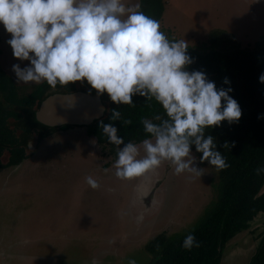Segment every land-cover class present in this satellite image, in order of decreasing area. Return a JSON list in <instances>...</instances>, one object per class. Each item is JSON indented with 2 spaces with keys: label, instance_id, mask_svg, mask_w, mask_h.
<instances>
[{
  "label": "rangeland",
  "instance_id": "374dc122",
  "mask_svg": "<svg viewBox=\"0 0 264 264\" xmlns=\"http://www.w3.org/2000/svg\"><path fill=\"white\" fill-rule=\"evenodd\" d=\"M124 2L131 6L140 0ZM160 25L167 37L171 33L184 39L188 47L197 48L209 40L212 30L223 29L242 48L259 49L264 47V0H166ZM0 36V66L24 90H31L35 83L18 82L12 71L14 64L23 69L30 62L13 56L7 44L11 34L2 24ZM93 139L86 128L56 131L41 140L35 137L29 159L0 168V264H128L129 259L150 264L146 243L162 232L174 235L201 225L207 209L220 197L219 170L196 160L204 174L176 175L171 167L162 199L156 196L154 201L158 206L136 218L131 205L137 177L117 179L113 162L105 166L112 156L96 144L90 146ZM87 176L100 187L92 189ZM179 204L184 208L172 220ZM263 223L260 214L251 225ZM261 229H250L251 252L232 249L229 241L221 264H249Z\"/></svg>",
  "mask_w": 264,
  "mask_h": 264
},
{
  "label": "clouds",
  "instance_id": "9594fccd",
  "mask_svg": "<svg viewBox=\"0 0 264 264\" xmlns=\"http://www.w3.org/2000/svg\"><path fill=\"white\" fill-rule=\"evenodd\" d=\"M0 24L11 34L7 44L13 56L30 62L23 69L19 64L12 66L18 82H46L55 88L86 80L117 105L132 106V97L138 95L162 106L166 118L158 114L142 118L150 138L139 144L125 143L116 127L101 122L108 142L117 146L112 165L117 179L140 177L165 161L176 175L201 176L204 169L196 166L193 145L202 154L201 164L207 161L217 170L229 167L206 129L220 126L222 121L231 124L240 120L242 111L229 95L231 87L217 89L204 72L188 71L194 61L187 54V42L169 39L160 22L145 14L139 3L126 6L124 0H0ZM259 82L264 84V73ZM223 83L230 81L225 78ZM111 119L121 120L120 111L113 110ZM258 119H264V115ZM255 171L260 175L264 167ZM85 180L92 189L100 187L91 176ZM199 246L192 233L182 243L186 250ZM128 264H136L135 259H129Z\"/></svg>",
  "mask_w": 264,
  "mask_h": 264
},
{
  "label": "trees",
  "instance_id": "16d2710c",
  "mask_svg": "<svg viewBox=\"0 0 264 264\" xmlns=\"http://www.w3.org/2000/svg\"><path fill=\"white\" fill-rule=\"evenodd\" d=\"M139 4L145 14L161 23L166 0H140ZM170 34L169 39H177ZM1 41L0 36V44ZM187 54L194 61L188 66V71L204 72L217 89L231 87L229 95L238 102L242 116L238 122L229 124L222 121L220 126L206 129V135L214 137L217 150L229 165L219 170L220 197L207 209L201 225L174 235L162 232L146 243L145 249L151 254V262L160 255L154 264H220L226 244L238 233L249 229L255 217L264 213V173L257 175L255 171L264 167V119H258V116L264 115V84L259 82L260 74L264 73V47L242 48L233 34L214 29L207 42L197 48L188 47ZM225 78L230 84L223 83ZM52 88L42 82L31 86L27 92L0 66V168L20 164L29 156L28 145L35 137L46 133L47 129L43 130L27 119L26 111L36 109L37 102ZM55 88L68 92L85 90L98 93L86 80ZM101 95L108 105L107 114L88 126V133L100 144L109 147L114 161L117 146L108 142L101 122L116 127L117 135L125 143H140L150 138V134L143 129L142 118L151 119L157 114L166 118L162 106L154 100L149 102L134 95V105H117L106 92ZM113 110L120 111L121 120L111 119ZM123 120H130L131 123L124 125ZM225 143L229 147L224 148ZM191 148L199 165L206 166L207 161L199 162L202 154L195 151L194 145ZM5 159L7 161L3 162ZM189 233L196 237L200 246L186 250L182 243ZM249 264H264V237Z\"/></svg>",
  "mask_w": 264,
  "mask_h": 264
},
{
  "label": "water",
  "instance_id": "95a60500",
  "mask_svg": "<svg viewBox=\"0 0 264 264\" xmlns=\"http://www.w3.org/2000/svg\"><path fill=\"white\" fill-rule=\"evenodd\" d=\"M106 112L107 106L100 93L92 94L90 91L85 90L68 92L60 88H52L37 102L36 109L26 111V117L31 123L44 130L66 125L74 127L88 126L104 117ZM170 169V164L165 161L158 168V172L151 170L137 177L136 184L133 187V202L131 205L136 218L143 217L146 212L158 206V204L155 206L154 201L157 199L156 196H160L162 199L161 195L166 189L164 185L166 173ZM160 202L162 201L160 200ZM172 202L174 205L177 203V201ZM145 204L149 206H145ZM183 208V204H179L177 205V211L172 213L174 209L171 210L167 206V210L172 213L171 219L178 218L177 215ZM159 258L160 255L150 264H154Z\"/></svg>",
  "mask_w": 264,
  "mask_h": 264
},
{
  "label": "flooded vegetation",
  "instance_id": "af4514ba",
  "mask_svg": "<svg viewBox=\"0 0 264 264\" xmlns=\"http://www.w3.org/2000/svg\"><path fill=\"white\" fill-rule=\"evenodd\" d=\"M30 91V90H29ZM28 92V91H27ZM92 93V92H91ZM92 94H95V93H92ZM102 96V95H101ZM102 99H103V97H102ZM104 101V100H103ZM105 102V101H104ZM105 104H106V106H107V110H108V105H107V103L105 102ZM106 114H107V112H106ZM105 114V115H106ZM105 115H104V117H105ZM103 118V117H102ZM101 118V119H102ZM93 124V123H92ZM92 124H90V125H92ZM90 125H88V126H90ZM88 126H84V127H74V126H69V125H66V126H62V127H53V128H49V129H47L46 130V133L43 135V136H39V140H41L42 138H44L47 134H49V133H54V132H58V131H64V130H68V129H77V128H86V130H87V134H88V136H92L94 139L93 140H95V144H96V147L97 146H99L101 149H103V150H107V153H108V155H110V153H109V147L108 146H106L105 144H100L98 141H97V139L93 136V135H90L89 133H88ZM138 144V143H137ZM94 144L92 143L90 146H93ZM38 148V147H37ZM32 155L31 154H29V156L27 157V158H25L24 160H27V159H29L30 157H31ZM110 156H112V155H110ZM23 160V161H24ZM7 161V159H5L3 162H6ZM22 161V162H23ZM21 162V163H22ZM111 162H114V160H113V156H112V161H108L106 164H105V166L107 167V166H109L110 165V163ZM19 165V164H18ZM16 166V165H15ZM11 167V166H10ZM1 168H7V167H5V166H3V167H1ZM260 214H264V213H260ZM259 214V215H260ZM258 216V215H257ZM256 216V217H257ZM256 217H255V219H256ZM254 219V220H255ZM262 228V229H261ZM249 229H253V232H256V230L257 231H259L260 229H261V232L259 233L261 236H262V238L264 237V223H263V225H250V228ZM248 230V229H247ZM243 232V231H242ZM262 233V234H261ZM239 234V233H238ZM254 235H256V234H254ZM234 238V237H233ZM232 238V239H233ZM262 238L260 239V242H261V240H262ZM260 242H259V244H260ZM228 244V243H227ZM226 244V245H227ZM259 244L257 245V248H258V246H259ZM226 247V246H225ZM225 249V248H224ZM257 250V249H256ZM224 252V251H223ZM256 252V251H255ZM254 255V253L252 254V256ZM251 256V257H252ZM223 258V257H222ZM250 260H251V258H250ZM222 262V261H221ZM221 264V263H220Z\"/></svg>",
  "mask_w": 264,
  "mask_h": 264
},
{
  "label": "crops",
  "instance_id": "0c3cea01",
  "mask_svg": "<svg viewBox=\"0 0 264 264\" xmlns=\"http://www.w3.org/2000/svg\"><path fill=\"white\" fill-rule=\"evenodd\" d=\"M249 234H250V229L245 230L243 232H240L233 239H231L230 241L232 242V244H231L232 249L238 248L239 249V252H241L243 254H245L247 250H249L251 252L250 242L252 241V239L254 237H252L251 240H248ZM241 244H243V245L241 246ZM245 245H248V248L247 249L245 248V247H247ZM252 253H253V251H252Z\"/></svg>",
  "mask_w": 264,
  "mask_h": 264
},
{
  "label": "bare ground",
  "instance_id": "6f19581e",
  "mask_svg": "<svg viewBox=\"0 0 264 264\" xmlns=\"http://www.w3.org/2000/svg\"><path fill=\"white\" fill-rule=\"evenodd\" d=\"M153 172H158V169H156V170H152ZM166 192V191H165ZM166 196V195H165Z\"/></svg>",
  "mask_w": 264,
  "mask_h": 264
}]
</instances>
